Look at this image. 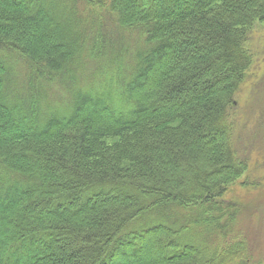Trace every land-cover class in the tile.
<instances>
[{
  "label": "trees",
  "instance_id": "obj_1",
  "mask_svg": "<svg viewBox=\"0 0 264 264\" xmlns=\"http://www.w3.org/2000/svg\"><path fill=\"white\" fill-rule=\"evenodd\" d=\"M255 22L264 0H0V264H246L216 241Z\"/></svg>",
  "mask_w": 264,
  "mask_h": 264
},
{
  "label": "rangeland",
  "instance_id": "obj_2",
  "mask_svg": "<svg viewBox=\"0 0 264 264\" xmlns=\"http://www.w3.org/2000/svg\"><path fill=\"white\" fill-rule=\"evenodd\" d=\"M246 47L252 63L233 97L229 115L232 145L246 168L220 198L231 203L236 213L234 229L216 242L222 246H241L240 256L246 264H264V22H255L251 27ZM9 63L17 70L14 60ZM92 81L100 85L97 79ZM128 255L126 259H130ZM67 258L65 253V263L69 261Z\"/></svg>",
  "mask_w": 264,
  "mask_h": 264
}]
</instances>
